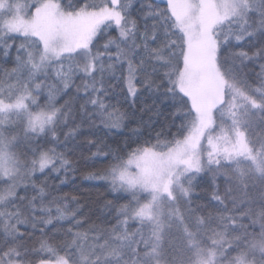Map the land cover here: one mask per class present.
I'll list each match as a JSON object with an SVG mask.
<instances>
[{
    "label": "snow or ice",
    "instance_id": "snow-or-ice-1",
    "mask_svg": "<svg viewBox=\"0 0 264 264\" xmlns=\"http://www.w3.org/2000/svg\"><path fill=\"white\" fill-rule=\"evenodd\" d=\"M0 264H264V0H0Z\"/></svg>",
    "mask_w": 264,
    "mask_h": 264
},
{
    "label": "trees",
    "instance_id": "trees-1",
    "mask_svg": "<svg viewBox=\"0 0 264 264\" xmlns=\"http://www.w3.org/2000/svg\"><path fill=\"white\" fill-rule=\"evenodd\" d=\"M112 34L115 35L114 32ZM124 107H127V105H124ZM83 139L81 138V141ZM81 141L77 142L78 146L70 156L76 162V170L69 174L68 179L63 185H60L59 181H56V183L63 194L80 196L82 199H85L86 196L87 203L91 205V209L86 208L85 211L86 214L91 215V212L97 209L102 200H114L116 194L110 192L105 183L85 178V173L88 171L103 167L104 161L102 158H94L92 153L96 149L91 148L87 144H83ZM93 219H96V217H93Z\"/></svg>",
    "mask_w": 264,
    "mask_h": 264
}]
</instances>
